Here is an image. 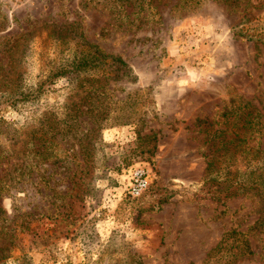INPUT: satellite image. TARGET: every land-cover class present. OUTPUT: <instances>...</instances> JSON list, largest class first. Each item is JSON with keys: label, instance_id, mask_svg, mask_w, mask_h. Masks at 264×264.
<instances>
[{"label": "rangeland", "instance_id": "374dc122", "mask_svg": "<svg viewBox=\"0 0 264 264\" xmlns=\"http://www.w3.org/2000/svg\"><path fill=\"white\" fill-rule=\"evenodd\" d=\"M88 45L119 75L48 80ZM240 103L264 115V0H0V264H264L260 197L207 173Z\"/></svg>", "mask_w": 264, "mask_h": 264}, {"label": "trees", "instance_id": "16d2710c", "mask_svg": "<svg viewBox=\"0 0 264 264\" xmlns=\"http://www.w3.org/2000/svg\"><path fill=\"white\" fill-rule=\"evenodd\" d=\"M238 34L244 33L238 30ZM123 66L125 64L121 59L101 54L88 45L70 57L55 61L48 80L73 75L80 77L92 70L102 71L108 76L116 74V77ZM46 82H39L32 91L22 92L21 98H35L44 89ZM221 119L207 141V173L210 181L219 193L229 196L253 192L260 197L264 208V143L261 141L264 136V115L249 103H240L223 113ZM233 234L236 232L227 236ZM241 241L243 246H239L236 253H250L246 241Z\"/></svg>", "mask_w": 264, "mask_h": 264}, {"label": "built area", "instance_id": "2783aa9c", "mask_svg": "<svg viewBox=\"0 0 264 264\" xmlns=\"http://www.w3.org/2000/svg\"><path fill=\"white\" fill-rule=\"evenodd\" d=\"M130 184L128 187V192L134 196H141L149 186V173L143 167H136L130 169Z\"/></svg>", "mask_w": 264, "mask_h": 264}]
</instances>
